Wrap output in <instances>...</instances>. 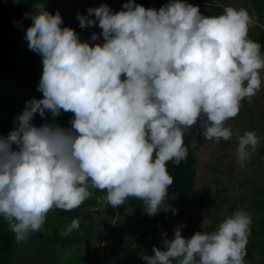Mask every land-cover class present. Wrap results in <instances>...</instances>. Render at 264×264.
Listing matches in <instances>:
<instances>
[{
	"label": "clouds",
	"instance_id": "clouds-1",
	"mask_svg": "<svg viewBox=\"0 0 264 264\" xmlns=\"http://www.w3.org/2000/svg\"><path fill=\"white\" fill-rule=\"evenodd\" d=\"M25 17L32 24L24 39L42 58V98L26 101L16 127L0 136V217L17 243L40 231L53 208L79 207L91 189L106 191L112 207L134 197L149 216L169 210L161 208L173 183L167 163L187 158L184 132L197 123L205 141L235 135L241 166L257 149L255 131L226 126L264 83V53L248 35L246 8L204 15L187 0L159 9L128 0L116 12L102 4L77 15L80 28L102 30L86 41L44 2ZM61 111L73 113L70 127L33 123L36 114ZM251 224L241 208L212 232L186 238L176 227L173 239L165 232L163 250L141 256L147 264H244ZM79 226L73 219L64 235Z\"/></svg>",
	"mask_w": 264,
	"mask_h": 264
},
{
	"label": "rangeland",
	"instance_id": "rangeland-1",
	"mask_svg": "<svg viewBox=\"0 0 264 264\" xmlns=\"http://www.w3.org/2000/svg\"><path fill=\"white\" fill-rule=\"evenodd\" d=\"M38 2H44L53 14L59 11L62 27H72L81 41H86L92 33L99 35L102 30L96 26L80 28L78 14L87 15L89 8L102 4L114 12L120 11L128 0H0V28L19 19L12 40L2 50L0 58V136H7L16 127L15 118L24 109L26 101L42 98V93L37 91L42 58L29 50L24 39L27 27L32 24L25 13L32 12ZM167 2L163 0L160 7ZM187 2L199 6L204 15H219L217 8L228 5L246 8L253 20L249 37L256 41L254 36L264 30V0ZM102 40L101 37L97 42ZM72 117L73 113L63 111L57 117L50 113L45 117L36 114L33 123L70 127ZM227 125L234 133L239 131L243 135L244 131H255L259 137L257 149L243 166L237 159L235 135L230 141H205L197 123L193 144L197 160L193 195L166 196L161 208L170 206L169 210H161L154 216L145 213L142 201L130 197L125 215L112 218L107 211L114 207L107 203L106 191L91 189L92 195L74 210H50L42 229L34 232L55 238L66 236L67 245H63L61 238L55 239L54 247L47 240L28 238L17 243L11 255H5L0 246V264H147L141 253L154 255L153 246L163 250V233L173 239L176 227L181 228L182 236L186 238L197 231L212 232L225 217L241 208L252 217L244 264H264V83L250 101L246 98L241 102L239 114L227 121ZM96 209H101L102 214H95ZM73 219H79V228L64 235ZM0 222L7 223L2 217ZM53 249L56 252L54 259Z\"/></svg>",
	"mask_w": 264,
	"mask_h": 264
},
{
	"label": "trees",
	"instance_id": "trees-1",
	"mask_svg": "<svg viewBox=\"0 0 264 264\" xmlns=\"http://www.w3.org/2000/svg\"><path fill=\"white\" fill-rule=\"evenodd\" d=\"M157 1V2H156ZM135 0L137 4H141L146 8H156L160 7L163 0ZM201 3L208 2L209 0H196ZM217 12L221 14L223 12L222 8H217ZM19 19L9 21L5 23L0 28V58L1 52L4 50L9 42L12 40V32L18 25ZM254 38L261 45V52L264 53V30ZM197 130V124L193 125L191 128L184 132L183 142L185 147L188 149L187 158L183 160L179 165H176L173 161L167 163V170L173 178V183L168 189L167 196H191L195 192L196 187V173L195 167L197 165V160L193 150V144L195 139V134ZM127 209V200L121 206L111 208L107 211V215L115 218L117 216H124ZM29 238L32 240H47L52 243L54 247L56 244L55 239L62 240L63 245H67V237L55 238L48 234L41 233H30ZM61 238V239H60ZM17 245L15 239V234L9 229V226L5 222H0V246L1 250L5 255H11ZM55 249L52 250L53 259L55 258Z\"/></svg>",
	"mask_w": 264,
	"mask_h": 264
},
{
	"label": "water",
	"instance_id": "water-1",
	"mask_svg": "<svg viewBox=\"0 0 264 264\" xmlns=\"http://www.w3.org/2000/svg\"><path fill=\"white\" fill-rule=\"evenodd\" d=\"M94 213L97 215H101L102 214V210L101 209H96L94 210Z\"/></svg>",
	"mask_w": 264,
	"mask_h": 264
}]
</instances>
